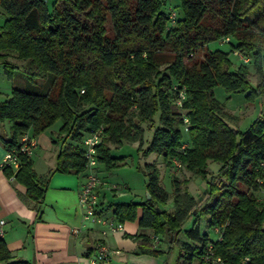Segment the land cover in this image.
I'll list each match as a JSON object with an SVG mask.
<instances>
[{
  "label": "trees",
  "instance_id": "1",
  "mask_svg": "<svg viewBox=\"0 0 264 264\" xmlns=\"http://www.w3.org/2000/svg\"><path fill=\"white\" fill-rule=\"evenodd\" d=\"M167 2L0 0L4 74L13 81L21 66L30 70V79L50 77L54 86L46 94L14 88L0 102V125L11 123L10 135L1 134L0 143L7 151L18 150L22 135L36 138L61 120L56 172H86L84 141L100 129L97 161L108 170L116 166L111 147L128 142L139 144L142 157L162 156L174 170H180L172 162L177 159L207 181L209 191L198 202L176 178L169 194L157 164L146 163L150 198L110 206L117 222L139 219L140 228L166 238L167 248L159 244L156 249L143 236L142 253L160 256L179 247L177 264H192L196 258L197 264H208L201 257L212 244L227 264H264V200L256 196L264 194V0H180L182 17L171 6L165 10ZM226 38L231 54L238 50L249 58L246 65L236 66L229 53L209 49ZM250 64L259 77L255 87ZM220 85L229 94H244L249 103L261 102L246 131L232 126L229 120L237 117L216 99L213 89ZM143 125L153 136L146 148ZM30 158L21 155L16 172L2 169L42 203L49 176L39 177ZM210 161L221 164L211 179ZM171 198L174 210L168 213L161 204ZM200 214L207 228L222 232L215 242L202 233ZM188 220L192 225L185 229ZM0 261L30 264L13 260L1 236Z\"/></svg>",
  "mask_w": 264,
  "mask_h": 264
},
{
  "label": "crops",
  "instance_id": "2",
  "mask_svg": "<svg viewBox=\"0 0 264 264\" xmlns=\"http://www.w3.org/2000/svg\"><path fill=\"white\" fill-rule=\"evenodd\" d=\"M3 20L4 16L0 13V25ZM10 127L9 121L0 125V135H10ZM61 127H50L38 135L37 145L31 154L32 168L37 175L43 178L49 176L42 203L29 197L26 186L13 176L8 177L0 167V221L5 223L0 236L11 251L13 260L30 264H90L88 258L93 255L95 245L101 243L111 250L120 251L111 264H162L161 258L144 254L140 249V242L146 235L154 245L153 230L144 233L147 228H140L139 219L122 224L117 222L110 208L116 200L108 190L99 189L102 197L99 215L115 226L120 224L121 228L113 231L107 223L84 218L79 197L88 171L76 175L55 171L63 143L58 135ZM6 152L5 146L0 143V165ZM102 166L97 163L94 171L100 179L108 181ZM109 213H112L111 218ZM140 215L141 211L138 217ZM74 230H78V234H74ZM0 264L4 263L0 261Z\"/></svg>",
  "mask_w": 264,
  "mask_h": 264
},
{
  "label": "rangeland",
  "instance_id": "3",
  "mask_svg": "<svg viewBox=\"0 0 264 264\" xmlns=\"http://www.w3.org/2000/svg\"><path fill=\"white\" fill-rule=\"evenodd\" d=\"M167 5L165 10L169 6L174 8L179 17L183 16L181 10V2L180 0H167ZM111 22H108L106 25L107 30H111ZM112 31V30H111ZM209 49L211 51H222L230 54L231 60L234 65L239 64L234 56L231 54L230 45L224 43L222 40H218L210 43ZM237 66V65H236ZM251 70L250 75V83L253 87H255L259 82V77L253 67V65H249ZM28 69V68H27ZM28 73H31L30 70H25L23 67L19 66L17 70L14 72V79L10 81L7 76L4 74L3 68L0 65V102L4 101L7 95H10L14 88L23 89L27 91H35L39 93H51L53 89V84H51L50 77L42 78L40 76L29 78ZM213 93L215 94L216 99L219 102L225 103L227 107V111L231 113L233 116H236L237 120H229L232 126L242 132L246 131L249 126L254 122L256 117L259 115L261 111V102L258 100L254 102H247L246 97L242 93L234 92L233 94H229L224 90V88L220 85L213 89ZM62 125V121L56 122L51 128H58ZM145 128L144 136L145 140L143 143V148L147 147V140L152 139V132H149L146 129V125H143ZM185 138L187 135H185ZM138 143H123L120 146H112L111 147V156L115 159L116 166L112 169H107L104 165L102 166L103 172L107 175L108 181L105 180L109 188L114 189L115 192L111 196L116 202H144L147 198V190L146 185L148 182L147 177H145V164L146 163H156L159 171V175L161 176V185L166 191L171 194L173 193V180L176 178L180 182V189L193 197L195 201L198 202L206 192L209 191V187L207 186V181L204 180L200 176L194 175L192 172H189L184 167L180 170H174L169 167L166 162H164L163 157L156 154H151L148 157H142V153L138 150ZM140 167V169H139ZM221 164L215 161L209 162V179L213 175H217ZM247 190L246 188H244ZM256 196L262 200H264V194L256 193ZM213 202V201H212ZM162 209L171 213L174 210V202L173 198H171L167 204L162 205ZM200 213L199 209L195 210V214L198 215ZM201 219V231L203 234H208L209 241L215 242L219 234L215 229H209L206 225V216L205 214H200ZM109 218L112 217V213L108 214ZM192 225V221L188 220L185 224V229H188ZM144 233H151L152 230L147 228L143 230ZM163 241L160 243L161 248H167L168 243H166V238L163 235H160ZM185 240V238H182ZM183 242V241H182ZM155 248L158 249L159 246L156 244ZM175 247L173 251L169 254H160V256L150 255L155 258H161L163 260L162 264H176V261L180 260V248ZM142 254V253H140ZM197 258L193 261L192 264H197Z\"/></svg>",
  "mask_w": 264,
  "mask_h": 264
},
{
  "label": "built area",
  "instance_id": "4",
  "mask_svg": "<svg viewBox=\"0 0 264 264\" xmlns=\"http://www.w3.org/2000/svg\"><path fill=\"white\" fill-rule=\"evenodd\" d=\"M177 16L175 13L171 15V23L174 25L176 23ZM224 43H230L231 39L226 38L223 40ZM233 56L241 62L242 64L246 65L249 62V58L245 56L241 51L235 50L232 51ZM182 97L185 94L182 92L180 93ZM187 121V120H185ZM102 129L89 134L84 141V151L86 152V159H87V174H86V182L83 188L80 191L79 197V206L83 212L84 218L86 220H95L98 222H103L104 224L107 223L111 230L116 231L121 228V225L115 226L113 222L104 221L99 212L101 211V202L102 197L99 192V189L103 188L108 190L111 193V196L114 194L115 190L109 188V185L106 181L100 179L95 171L94 168L97 166V158L98 152H96V147L102 142ZM21 147L18 150H8L5 153V157L0 165L1 168L4 167H11L12 169L19 170L21 167V155H27L31 157L34 147L37 145L36 138L30 137L28 134H24L20 137ZM184 148V146H183ZM173 165L175 169H181L182 163L179 162L177 159H173ZM261 167H264V163L260 164ZM4 221H0V235L3 234L2 226L4 225ZM74 234H78V230L73 231ZM216 232L221 235L220 229H216ZM152 240L154 244L159 245L161 241V237L159 236H152ZM95 251L91 257L88 258L90 264H111L113 261V257L115 255H119L120 251L118 250H111L108 246H104L101 243H97L95 245ZM201 259L208 264H227L220 256L215 255L213 251V245L209 244L205 250V253L202 254ZM230 264V263H228Z\"/></svg>",
  "mask_w": 264,
  "mask_h": 264
},
{
  "label": "water",
  "instance_id": "5",
  "mask_svg": "<svg viewBox=\"0 0 264 264\" xmlns=\"http://www.w3.org/2000/svg\"><path fill=\"white\" fill-rule=\"evenodd\" d=\"M147 198H150V194H149V192H147ZM158 210H159V208H158Z\"/></svg>",
  "mask_w": 264,
  "mask_h": 264
}]
</instances>
